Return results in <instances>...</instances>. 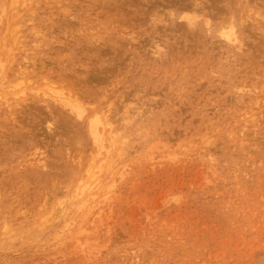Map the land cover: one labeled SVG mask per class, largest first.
Returning <instances> with one entry per match:
<instances>
[{
	"label": "rangeland",
	"instance_id": "rangeland-1",
	"mask_svg": "<svg viewBox=\"0 0 264 264\" xmlns=\"http://www.w3.org/2000/svg\"><path fill=\"white\" fill-rule=\"evenodd\" d=\"M0 264H264V0H0Z\"/></svg>",
	"mask_w": 264,
	"mask_h": 264
},
{
	"label": "bare ground",
	"instance_id": "bare-ground-1",
	"mask_svg": "<svg viewBox=\"0 0 264 264\" xmlns=\"http://www.w3.org/2000/svg\"><path fill=\"white\" fill-rule=\"evenodd\" d=\"M195 5H196V4H195ZM184 18H186V17H184ZM193 18H194V17H193ZM188 19H189V18H188ZM190 19H191V18H190ZM190 19H189V20H190ZM190 21H191V20H190ZM192 23H193V22H192ZM192 23H191V25H192ZM194 23H195V22H194ZM194 23H193V24H194ZM192 26H193V25H192ZM229 42L232 43V42H234V41L230 39ZM103 113H104V112H103ZM97 114H98V113H97ZM80 115H82V112L80 113ZM95 115H96V113H95ZM103 115H104V114H103ZM99 116H100V115H99ZM99 116H98V117H99ZM109 116H110L109 113L106 112V114H105L106 125H109L110 128H111L112 130H115V128H114V126H113V122H112V120H111V117H109ZM98 117H96V116L94 117V119L96 120L97 124L101 122V119L99 120ZM95 132H96V133H95ZM97 132H98L97 129H94V130H93V133L97 134Z\"/></svg>",
	"mask_w": 264,
	"mask_h": 264
}]
</instances>
